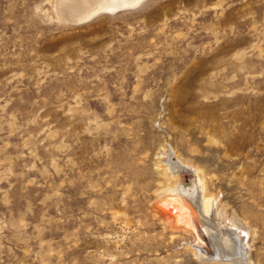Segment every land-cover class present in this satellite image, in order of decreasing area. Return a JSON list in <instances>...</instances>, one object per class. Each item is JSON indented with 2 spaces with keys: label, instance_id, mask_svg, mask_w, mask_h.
I'll return each instance as SVG.
<instances>
[{
  "label": "rangeland",
  "instance_id": "rangeland-1",
  "mask_svg": "<svg viewBox=\"0 0 264 264\" xmlns=\"http://www.w3.org/2000/svg\"><path fill=\"white\" fill-rule=\"evenodd\" d=\"M190 167L264 264V0H0V264H231Z\"/></svg>",
  "mask_w": 264,
  "mask_h": 264
},
{
  "label": "bare ground",
  "instance_id": "bare-ground-1",
  "mask_svg": "<svg viewBox=\"0 0 264 264\" xmlns=\"http://www.w3.org/2000/svg\"><path fill=\"white\" fill-rule=\"evenodd\" d=\"M190 168L198 178L199 187L197 193L183 191L179 183L168 185L164 190V196L158 201L157 209L160 213V218L171 229L183 231L188 236H191L192 243L198 246L196 248L193 246L196 250L195 254L205 258L201 254L200 249L203 241L201 240L195 222L197 220L196 215H198L201 230L206 234L205 236L209 239L214 238L213 246L216 252V248L218 249L216 257L218 261L221 263H234L231 260L234 259V255L229 254L233 249L240 256L241 261L246 264L245 252L242 250V246H246L248 234L240 231L233 221L225 218L226 215L218 195L208 194L204 182L200 178L198 169L194 167ZM169 172L172 177L175 176L172 170H169ZM228 234L229 236H226ZM234 239H236V242ZM235 259L237 260V257Z\"/></svg>",
  "mask_w": 264,
  "mask_h": 264
}]
</instances>
